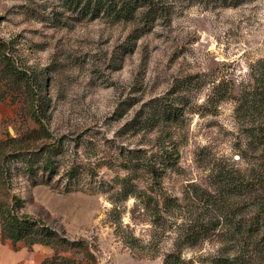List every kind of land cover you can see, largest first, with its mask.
I'll return each mask as SVG.
<instances>
[{
    "label": "rangeland",
    "instance_id": "1",
    "mask_svg": "<svg viewBox=\"0 0 264 264\" xmlns=\"http://www.w3.org/2000/svg\"><path fill=\"white\" fill-rule=\"evenodd\" d=\"M262 77L264 0H0V264H264Z\"/></svg>",
    "mask_w": 264,
    "mask_h": 264
},
{
    "label": "trees",
    "instance_id": "2",
    "mask_svg": "<svg viewBox=\"0 0 264 264\" xmlns=\"http://www.w3.org/2000/svg\"><path fill=\"white\" fill-rule=\"evenodd\" d=\"M95 9L96 6H99L98 4H95ZM93 6V8H94ZM102 7V6H101ZM94 9V10H95ZM263 78V77H262ZM260 79V86L257 89H254V95L261 97L264 99V78ZM259 133L258 134H264V129L262 126L259 128ZM246 189L254 194L256 204V210L257 212H260V214H264V171L262 173L258 174V177L250 180L247 182L245 185ZM253 192H257L253 193ZM260 192V194H258ZM256 195V196H255ZM31 222L28 220H24L18 217H14L13 215L7 216V218L2 222V229L6 230V227L12 231L14 229V233L18 234V237H14L15 240L21 239V236H24V232L28 231V225H30ZM27 226V227H26ZM262 230H264V221L261 222L259 221V218H252L249 221L248 225V234L249 236H255L258 235ZM42 231H46L52 234H55L50 228H45L42 229ZM23 232V233H22ZM3 234V232H2ZM255 245H258V243H255Z\"/></svg>",
    "mask_w": 264,
    "mask_h": 264
},
{
    "label": "crops",
    "instance_id": "3",
    "mask_svg": "<svg viewBox=\"0 0 264 264\" xmlns=\"http://www.w3.org/2000/svg\"><path fill=\"white\" fill-rule=\"evenodd\" d=\"M48 256L49 251L42 247H37L33 251L23 248L14 259H19L22 264H42Z\"/></svg>",
    "mask_w": 264,
    "mask_h": 264
}]
</instances>
